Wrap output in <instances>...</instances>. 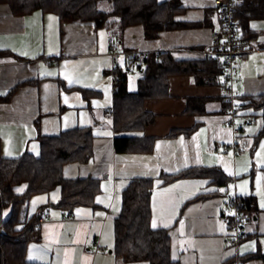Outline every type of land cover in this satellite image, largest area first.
Segmentation results:
<instances>
[{
	"label": "crops",
	"instance_id": "crops-1",
	"mask_svg": "<svg viewBox=\"0 0 264 264\" xmlns=\"http://www.w3.org/2000/svg\"><path fill=\"white\" fill-rule=\"evenodd\" d=\"M181 1L176 19L188 27L165 29L158 38L147 39L143 26L134 25L121 32L116 43L108 29L97 28L92 21H61L42 10L16 15L8 3H0V160L26 151L39 154L40 134L92 125V160L66 163L63 174L68 179L102 181L96 207L79 206L72 216L58 208L43 214L41 240L29 243L28 260L125 264L113 249L122 191L131 178L150 177L155 178L152 225L169 228L173 259L181 264H264L260 257H245L258 248L264 253V139L253 149L263 118L239 114L235 121L240 128V152L235 158L224 153L234 136L224 86L198 85L190 75L171 76L167 97L144 102L156 119L140 133L154 138L153 150L115 151L113 118L106 114L114 103L111 46L120 52L118 65L138 71L136 57L123 51H170L177 59H191L222 26L214 0ZM250 27L258 32L252 43L259 49L237 59L236 96L264 94V19L252 20ZM136 86L137 81L130 89ZM189 98L205 99L203 110L188 112ZM194 166H220L230 173L233 182L228 194L221 193L211 178H180L167 184L160 179L162 173ZM206 193L210 196L196 199ZM235 193L253 196L251 208L244 211V237L237 252L229 241V199ZM48 199L42 198L35 209ZM10 211L3 209V218Z\"/></svg>",
	"mask_w": 264,
	"mask_h": 264
},
{
	"label": "trees",
	"instance_id": "trees-1",
	"mask_svg": "<svg viewBox=\"0 0 264 264\" xmlns=\"http://www.w3.org/2000/svg\"><path fill=\"white\" fill-rule=\"evenodd\" d=\"M0 3H8L16 15L42 10L56 14L61 21H92L97 28L110 31L113 43L121 40V32L134 25L143 26L147 39L158 38L165 29L190 25L176 19L182 10L181 0H0ZM234 17L239 25V37L253 42L258 32L250 27V22L264 19V0H235ZM133 57L137 59L140 73L135 90L130 89L129 68L117 64L112 71L117 78L111 109L114 111V146L118 153H149L153 150L154 138L140 133L156 119L153 112L145 109L144 102L167 97L171 76L190 75L198 85L227 86L221 57L208 58L197 53L191 59H177L170 51ZM83 92L84 95L89 93ZM204 102L205 99L189 98L188 112L202 111L200 106ZM225 102L229 111L230 103ZM236 110L237 116L263 118V126L253 142V149H256L264 138V94L236 96ZM94 137L92 125L65 129L56 135L40 134L39 154L26 151L18 157L1 158L0 264H48L26 257L29 243L41 240L43 214L58 208L72 216L79 206H97L96 197L102 192L100 178L68 179L63 174L66 163L92 160ZM180 178H211L223 194H228L233 182V176L220 166H194L160 175L163 184ZM154 184L155 178L135 177L122 191L121 211L114 222L113 249L117 259L124 263L181 264L172 258L169 228L152 225ZM43 194L49 199L32 211V198ZM209 196L199 194L196 199ZM238 202L244 215V211L252 206L253 196H238ZM5 208L11 210L7 218H3L2 213ZM245 257H260L264 261V253L259 248Z\"/></svg>",
	"mask_w": 264,
	"mask_h": 264
},
{
	"label": "built area",
	"instance_id": "built-area-1",
	"mask_svg": "<svg viewBox=\"0 0 264 264\" xmlns=\"http://www.w3.org/2000/svg\"><path fill=\"white\" fill-rule=\"evenodd\" d=\"M214 5L221 13L222 26L213 31L210 43L201 49L195 50L196 53L202 54L208 58L221 57L223 62L224 74L226 76L227 86L225 97L230 103L228 123L233 128V140L229 145L224 147V153H231L233 157L240 152L238 143V135L240 132L239 126L236 124L237 110H236V91L235 81L237 72V59L239 55L258 51V47L247 40H242L238 34V22L234 17L235 0H214ZM120 54L116 45H112L110 49V56L112 58V71L117 65L116 58ZM121 54L131 56H148V52L139 50L123 51ZM113 81H116L115 74L112 73ZM107 116L114 118L113 109L106 112ZM229 205L232 209L230 244L238 250L239 244L244 237V216L240 204L238 202V195L235 193L229 199ZM45 217L42 216L40 221Z\"/></svg>",
	"mask_w": 264,
	"mask_h": 264
},
{
	"label": "rangeland",
	"instance_id": "rangeland-1",
	"mask_svg": "<svg viewBox=\"0 0 264 264\" xmlns=\"http://www.w3.org/2000/svg\"><path fill=\"white\" fill-rule=\"evenodd\" d=\"M139 75H140L139 71H137V69H135V68H133L132 70L129 71V84H130L131 87L136 84V81H137ZM45 196H47V195L43 194V195H37V196L32 198L31 203H30V208H31L32 211L35 210V207H36L37 203L42 198H44ZM125 264H149V263L141 261V262H129V263H125Z\"/></svg>",
	"mask_w": 264,
	"mask_h": 264
},
{
	"label": "snow or ice",
	"instance_id": "snow-or-ice-1",
	"mask_svg": "<svg viewBox=\"0 0 264 264\" xmlns=\"http://www.w3.org/2000/svg\"><path fill=\"white\" fill-rule=\"evenodd\" d=\"M17 191H22V189H18ZM262 207H264V205H262ZM5 215H6V213H5ZM153 226L155 227V224Z\"/></svg>",
	"mask_w": 264,
	"mask_h": 264
}]
</instances>
